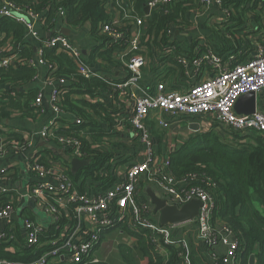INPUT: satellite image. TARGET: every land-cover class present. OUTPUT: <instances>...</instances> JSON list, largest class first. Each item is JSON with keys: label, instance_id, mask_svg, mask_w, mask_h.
<instances>
[{"label": "built area", "instance_id": "built-area-1", "mask_svg": "<svg viewBox=\"0 0 264 264\" xmlns=\"http://www.w3.org/2000/svg\"><path fill=\"white\" fill-rule=\"evenodd\" d=\"M252 1L263 8L264 13V0ZM173 2L174 0H148L143 7V16H135V0H130L129 3H125L124 0H106L105 6L111 19L100 24L98 30L102 35H107L111 46L117 42H124L117 45L126 46V55L121 56L128 70L124 79L105 78L106 76L85 59L82 46L71 36L56 32L45 38V46L65 51L78 61V73L81 76L89 79L100 77L110 83L111 88L98 99L93 98L94 101L106 99L119 105L120 93L130 100V110L122 117L133 129V141L141 149L134 153L135 159L126 169L124 176L107 190L97 193L83 192L74 186L69 175L61 176L59 188L62 194L67 195L68 200L75 204L73 223L69 222L61 230L51 234L31 217L25 216V240L28 246L34 247L36 257L25 262L0 259V264H92L98 261L95 252L100 245L103 230L118 224H125L133 230L134 235H131L129 243L138 246L140 235L145 237L151 246L163 255L167 264H194L193 250L196 246L209 250L216 246H225V252L218 260L223 264L242 263L240 239L229 224L215 217L216 187L209 190L197 184L195 176L177 178L167 172L169 156L158 155L149 118L155 112L166 113L174 119L185 115H210L226 126L227 130H232L236 134L245 135L252 131L264 136V48H260L253 58L233 67H226L223 58L216 54L205 55L202 59L209 61L216 71L205 73L204 75L208 76L196 83L173 86L164 80L145 82L143 73L149 61V48L146 44L149 35L146 33L145 23L152 19L157 8ZM214 2L222 7L224 19L232 16L233 3L228 0H200L202 6L191 10L190 13L198 16L200 8H208ZM1 17L15 18L25 25L28 35L35 39L41 37L36 29V24L42 22L39 13L28 10L13 0H0ZM57 18L64 20L65 11L62 8ZM126 27L130 28L122 30ZM175 29L177 28L173 27L169 31L173 39ZM12 51L13 48L10 46L5 51H0V67L7 68L17 64L19 60L16 56L6 53ZM36 53L37 56H34L30 64L36 67L47 65L41 58L42 47ZM233 58L234 56L230 55L229 59ZM202 59L190 63L186 57H179L185 67L190 65L189 68L193 70L201 65ZM50 80L58 82L50 96L55 116L42 128L40 134L46 140L70 150L75 157L81 159L83 156L81 141L74 135L60 133L57 127L58 119L66 113L61 106V94L62 87L69 84V79L61 77ZM250 92L257 95L256 111L252 114L237 113L235 110L237 100ZM258 95L263 98L261 108L258 106L260 101ZM43 102L44 96L40 92L36 105L41 107L42 112ZM74 122L80 125L84 121L75 118ZM161 124L168 126V121L163 120ZM15 147L23 148L21 145ZM6 149V143L0 139V152H5ZM30 167L39 179L55 173L51 165L48 166L36 157L31 160ZM143 176L149 184H154L158 188L156 193L168 205L181 208L195 199L200 200L202 205L198 215L194 220L180 225L172 223L162 225L160 220L155 218L154 205L151 201L139 198V182ZM53 188L49 183L37 182L30 187L28 197L34 201H43L47 193L54 191ZM47 208L58 220L59 204H47ZM14 211V202L6 200L0 207V220H10ZM191 232L195 234L196 239L191 238Z\"/></svg>", "mask_w": 264, "mask_h": 264}, {"label": "trees", "instance_id": "trees-1", "mask_svg": "<svg viewBox=\"0 0 264 264\" xmlns=\"http://www.w3.org/2000/svg\"><path fill=\"white\" fill-rule=\"evenodd\" d=\"M13 1L28 10L39 13L46 29L56 25L57 14L62 8L65 11L64 21L69 27L79 29L90 24V34L98 39H100L98 34L100 24L111 19V15L105 6L106 0ZM147 1L135 0V16H143V7ZM124 2L129 3L130 0H124ZM228 2L233 3V18L230 17L228 22L221 25L225 27L230 36L228 38L230 51L225 55L226 50H222L219 51V54L225 59H228L230 55L231 57L234 56L232 61H226L233 67L236 64L246 62L248 52L253 50L252 40L248 35L258 33L263 24L259 22L256 12L255 18L257 16L258 22H246L243 18L248 12L256 10L257 3L252 0H228ZM201 6L200 0H174L171 4L157 8L153 12L152 19L145 23L146 33L149 35V42L147 43L149 55L152 57L153 54H156L162 60L177 55H180V58L182 55H188L187 58L194 57V54L188 53L179 45L177 48H173L169 31L173 27L190 25L191 22L187 19L188 11ZM128 28L130 27L122 28V30H128ZM246 29L253 31L241 35L240 32H245ZM26 34L25 25L15 18H0V51H5L10 46L13 51L6 53L15 55L16 59L19 60L15 66L0 67V86L5 88L8 86V89H0V121L9 118L12 111H18L22 117L29 118H36L41 111V107L36 105L40 89L34 85L38 76V69L30 64L35 56L34 47L27 42ZM231 37L235 39L233 44H231ZM103 38H107V35H103ZM41 41V58L52 70L49 77L55 80L67 77L70 81L69 85L62 87V108L64 111L78 115L84 121L80 125L73 124L67 133L78 137L82 143V158L91 160V163L77 172L70 169L69 177L74 186L81 191H87L88 187H91L90 191L94 193L104 191L111 187L116 179L113 168L111 164L109 165L111 154L101 148H93L92 145L93 143H102V139L108 136L107 127L105 128L103 123L108 124L111 128L114 119L112 114L116 113V106L106 99L105 102H91L82 97L73 100L72 95H89L98 99L111 88V85L104 78L93 77L89 79L81 76L78 73L79 63L77 60L65 51H58L56 48L45 46V38ZM122 43L124 42L115 43L99 55L112 61L113 52L121 47L117 45ZM90 62L92 63V61ZM207 67L208 64L202 62L198 68L202 70ZM185 74L186 67L178 59L165 70L163 80L173 81L179 75L185 77ZM87 125L91 127L89 131H86ZM95 128L106 131H96ZM218 137L219 135L211 131L197 135L185 142L170 153L167 172L177 178L195 176L196 183L209 190L215 186L214 194L217 201L215 217L229 224L240 239L241 247L245 250L242 263L249 264V258L254 253L257 257V264H264V137L259 136L255 138V142H248L244 146L226 144L221 142ZM14 140L22 141L24 139L18 134H12L9 138L4 139L6 147L11 146ZM19 144L22 145V142ZM24 146L25 143L23 142L22 147ZM47 151L55 159H62L52 150L47 149ZM66 152L71 155L69 150ZM63 161L70 167L68 161L65 159ZM144 179L147 182V179ZM145 196L146 194L143 193L139 198L149 200ZM5 202L6 199L0 195V207ZM259 204H262L261 207ZM73 219L75 216H72L71 213L67 217L61 213V217L55 226L56 229L54 228L51 233L61 230L69 222L73 223ZM117 227H121L126 235H134L133 230L125 224H118ZM112 228L104 229L101 239L104 237V232ZM137 244L138 248L124 242L118 244L120 257L124 264H140L142 258L148 260L146 264H167L162 254L158 253L145 237L140 235ZM11 246L16 247V250H9ZM33 251L34 247L28 246L26 240L23 241L20 238L12 240L9 236L0 235V259L25 262L36 257Z\"/></svg>", "mask_w": 264, "mask_h": 264}, {"label": "crops", "instance_id": "crops-1", "mask_svg": "<svg viewBox=\"0 0 264 264\" xmlns=\"http://www.w3.org/2000/svg\"><path fill=\"white\" fill-rule=\"evenodd\" d=\"M191 10L188 11L189 13L187 14V19L189 20V22H191V24L182 27V29H178V27L174 30L175 38L173 39L172 37H170V42L174 46L173 48L175 49L177 48V45H179L183 49L187 50L188 53L191 52L192 54H194V57H188L189 59L187 58L188 55H182L183 57H186L190 63H193L195 60H200L205 55L211 53L221 56L219 54V51L221 52L222 50H226L225 55L228 54V52L230 51V40L228 38L230 36L227 34L225 27L221 24L228 22L230 18L224 19L222 7H220L214 2L208 8H200V13L198 14V16H195L193 13H190ZM255 12L258 13L259 22L263 24V27L262 29L258 30V33H252L248 35L252 40L253 50L250 53L248 52V57L246 58V61L253 58V56L257 54L260 48H264L262 47L264 46L263 8L257 6L256 10H254L253 12H248L247 15L243 18L246 20V22H258L257 16L255 18ZM232 18L233 17L231 16V19ZM63 27L69 26L65 23L63 19L60 18H57L56 25L50 29H46L44 22L39 21L36 24V29L40 33L41 37L39 39H35L31 37V35L26 34L27 42L33 45L34 47L35 57L37 56L36 52L38 51V49L42 47L41 39L48 37L49 34L59 32ZM69 28L72 30L71 37L82 46L85 59L89 63H91L90 61H92L91 64H93L102 75L106 76L105 78L115 80L125 78L128 73V70L125 67L123 63L124 60L121 57L126 55L125 45L115 49V51L113 52V60L110 61L99 55L103 53L104 50L111 47L110 40L107 38L104 39L102 33L98 32V34L100 35V39L93 37L92 34H90V24H87L79 29H74L72 27ZM248 31L253 30L246 29L245 32H240V34L245 35ZM148 42L149 41H147L146 44ZM233 42H235V39L231 37V44H233ZM179 57L180 55H177L173 58L170 57L167 60H162L156 54H153L152 57L149 55V61L147 66L144 68L143 73L144 81L148 83H153L155 80H163V73L165 72V70L168 67L172 66V63L178 61ZM222 58L226 67L232 66L230 63L226 62L232 60H230L229 58L225 59L224 56H222ZM202 62H206L208 64V67L202 70H200V68H196L193 70L189 68L190 65H187L185 77L179 75L176 80L164 81H167L168 84H171L173 86H182L184 84L189 85L191 83L199 82L203 78H206L208 74L204 75L205 73H212L216 71V69L210 64L209 61L202 59ZM37 69L38 76L34 85L40 89V92L44 96V112H42L41 110L36 118H29L22 117V114H20L18 111H12L9 118L0 121V139H3L4 141V139L9 138L12 134H18L24 139L22 141H12L11 146L9 145L5 152H0V195H2V197L6 200H12L15 206V211L12 214L10 220H0V235L9 236L12 240H17L18 238H20L21 240L25 241V216L31 217L37 223L42 225L45 230H47V232L49 233H51L54 228L56 229L55 226L61 217V213H64L66 217L70 216V213L72 214V216H75V204H72L68 200L67 195H63L59 188V184L62 178L61 176L69 175L70 169L71 171H73L71 164L69 167V165L63 161L65 158L60 154L57 155L62 157L63 160L55 159L52 154L48 153L47 149L52 150L51 147L61 148L63 149L64 154L66 156H70L71 158L75 156L72 153L71 155H69L66 152L67 149H64L60 146H57V144L46 140V138H44L40 134L42 128L47 125L49 120L55 116L54 111L52 110V106L50 104V96L54 85L58 84V82H52L50 80L49 75L51 71L47 65H41L40 67H37ZM0 89H8V86L6 88L0 86ZM119 96V98L121 99V103L118 102L120 106L115 103L117 111L116 113L112 114L114 119L112 120L113 122L111 128L108 126V124L103 123L105 128L107 127L108 136L102 139V143H93L92 145L93 148H101L102 150L111 154V161L109 162V165L111 164V167L113 168V173L116 177L114 184L120 178H122L126 172V170L121 171L120 168H125L126 165L128 168L132 161H134L135 159L134 153L137 150L141 149L140 146L133 141V129L131 128L130 124L127 123L122 117L125 113L128 112V110H130L131 102L129 99H127V97L125 98L122 93H120ZM80 97L88 99L91 102H96L93 100V97L89 95H72L73 100H76ZM126 99L127 102L125 101ZM258 99L260 100L258 106L259 108H261L263 104V98L261 95H258ZM101 101L105 102V100ZM109 102L111 101L109 100ZM247 106L248 102L244 103V107ZM75 118H79L78 115L70 111H66V113H64L57 121L58 131L63 134H68L67 130L71 129L73 124L76 125V123L74 122ZM163 120L168 121V126H164L161 124ZM183 123H185L186 125H183ZM192 123H198L199 129L192 127ZM125 124L126 126H124ZM149 126L152 131V135L155 139L157 153L159 156H169L172 151L182 146L185 142H188L191 138H194L197 135H200L205 132L213 131L217 135H219L220 138L228 139L231 143H227L229 145L235 143L244 146L248 142H255V138H258L259 136L264 137L261 134L252 131L245 135H239L236 133L232 134L229 130H227L226 126L217 122V120L210 115H185L181 116L179 119H174L166 113L155 112L152 113L149 118ZM85 128L86 131H89L91 129L90 125H87ZM94 130L106 131L105 129L101 128H95ZM19 142H22V145L19 144ZM23 142L25 143V146L23 148L18 149L15 147L16 145L23 146ZM35 157L40 158L41 162L45 161L43 163L47 164L48 166L51 165L55 173L53 175L39 179V177L32 172L30 167V162ZM89 161L91 163V160ZM144 178L146 177L143 176L139 182V194L141 196L143 193H145V197H147V189L151 187L156 192V187L154 184H150V187H148L147 189L144 188L145 185L148 184L147 182H145ZM37 182L49 183L54 187V191L47 193L43 201H34L32 199H29L28 197L30 187ZM87 189V192H91V187H88ZM53 203L59 204L60 213L58 216V220L57 217L47 208V204ZM261 205L259 204L260 207ZM154 213L155 218L160 220V214L156 211H154ZM106 231H109L110 234L114 232L113 229ZM122 231L123 230H120L121 233ZM124 237V240L127 239L126 242L123 241L124 243L130 242V239H132V236L128 234ZM129 245L133 246L134 248H138V246H135V244L133 243H130ZM196 247H194L193 250L194 264H216V260H218L225 252V246H216L210 250L208 248L203 249L198 246ZM9 250L15 251L16 247L11 246ZM242 252L243 262L245 256V250L243 248ZM197 255L199 258V260L197 259L198 262L196 261ZM254 256L256 258L255 263L257 264V257L255 254ZM216 257L218 258L214 259ZM217 264L223 263L218 260Z\"/></svg>", "mask_w": 264, "mask_h": 264}, {"label": "water", "instance_id": "water-1", "mask_svg": "<svg viewBox=\"0 0 264 264\" xmlns=\"http://www.w3.org/2000/svg\"><path fill=\"white\" fill-rule=\"evenodd\" d=\"M149 11V8L146 9ZM59 33L71 36L72 30L69 27H63ZM85 53V51H84ZM248 102V106L244 107V103ZM257 109V95L255 92H250L242 95L235 104V110L237 113L252 114ZM192 127L199 129L198 123H192ZM56 153L62 155L67 161L70 162L73 172H77L79 169L86 167L90 164L89 160H83L77 157L71 158L64 154L63 149L51 147ZM148 196L155 206V211L160 214V223L167 225L169 223L180 225L183 223L190 222L198 215L199 208L202 202L195 199L181 208L173 205H168L165 200L161 199L160 196L150 187L147 189ZM255 256L252 255L250 258V264H255Z\"/></svg>", "mask_w": 264, "mask_h": 264}, {"label": "rangeland", "instance_id": "rangeland-1", "mask_svg": "<svg viewBox=\"0 0 264 264\" xmlns=\"http://www.w3.org/2000/svg\"><path fill=\"white\" fill-rule=\"evenodd\" d=\"M211 25H213V24H211ZM262 47H264V46H262ZM183 125H186V124L183 123ZM230 133L233 134L234 132L230 131ZM218 138L221 142H224L226 144L227 143L231 144L230 141L226 138H220V137H218ZM232 145L236 146L235 143ZM126 168H127V165L125 166V168H120V170L125 171ZM148 187H150L149 183L146 184L144 188L147 189ZM156 189H158V188L156 187ZM147 197L151 201L150 197L149 196H147ZM151 203H152V201H151ZM191 225H188V226L190 227ZM112 229L114 230L113 233L110 234L109 231L108 232L106 231L104 237L100 240V245L98 246V248L96 249V252H95V258L98 261H96L92 264H124L122 258L120 257L121 255H120L118 244L123 242V241L124 242L127 241V239L124 240V238H125L124 236L126 234L123 232L122 233L120 232L121 227L116 226V227H113ZM191 237L193 238V240L196 239L195 234L192 232H191ZM103 240H104V242H103ZM127 244H130V243L128 242ZM101 245H102V247H101ZM197 259L199 260L198 255L196 256V261L198 262ZM146 262H148L147 259L142 258L140 260V264H145Z\"/></svg>", "mask_w": 264, "mask_h": 264}]
</instances>
